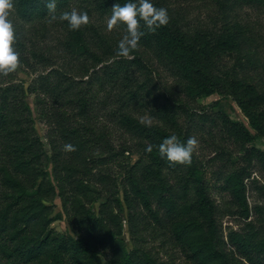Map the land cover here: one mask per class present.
<instances>
[{"label": "trees", "instance_id": "16d2710c", "mask_svg": "<svg viewBox=\"0 0 264 264\" xmlns=\"http://www.w3.org/2000/svg\"><path fill=\"white\" fill-rule=\"evenodd\" d=\"M226 1L264 8V0ZM127 2L56 0V14L79 4L106 15ZM152 3L167 9L169 23L152 33L141 22L145 34L139 46L151 47L166 62L188 96L217 94L235 101L249 125L225 115L221 122L240 143L264 138V93L250 83L221 78V59L236 50L238 39L186 29L168 7ZM10 19L20 54L17 71L31 80H21L17 71L0 75V264H169L141 244L144 231L168 237L192 264H264V220H252L244 171L208 179L194 155L190 166L160 157L157 146L166 137L176 135L181 142L191 137L179 126L180 114H186L181 102L162 105L155 93L148 100L154 122L143 123L135 109L147 98L145 86L134 78L136 60L108 64L104 53L94 51L95 32L85 26L73 31L63 22L64 53L80 65L62 71L50 56L36 52L32 38L37 26L50 23L45 0H14ZM107 88L111 91L97 103ZM104 105L110 112L103 124L98 106ZM39 124L47 135L39 133ZM66 144L76 150L65 151ZM252 157L264 163V153L255 148ZM215 191L232 196L235 208L228 215L245 222L226 237ZM124 209L139 240L132 250L121 238ZM58 221L66 222L63 232L53 228Z\"/></svg>", "mask_w": 264, "mask_h": 264}, {"label": "rangeland", "instance_id": "374dc122", "mask_svg": "<svg viewBox=\"0 0 264 264\" xmlns=\"http://www.w3.org/2000/svg\"><path fill=\"white\" fill-rule=\"evenodd\" d=\"M151 2H158L161 6L168 7L186 29L203 28L219 34H233L238 39L239 45L233 52L223 55L219 65L223 75L221 77L218 74L219 77L229 84L232 79L250 83L256 86L260 93H264V8L241 5L226 0H151ZM73 8L81 12L86 11L89 15L90 22L85 27L91 35L95 32L94 36H97L94 51H100L102 55L104 53L103 59L108 64L122 58L116 55V51L119 41L126 34V26L120 24L112 31H108L107 20L111 17L112 12L101 15L93 7L79 6V4L74 5ZM33 35L32 38L38 48L36 52L42 51L50 56L62 71H71L73 67L76 68L80 65L64 53L63 45L67 32L63 22L54 21L37 26ZM122 59L136 60L139 63L134 67V78L137 84L145 86L144 90H146L147 102L135 109L139 110L136 117L143 123L153 124L154 119L150 111L152 104L148 100L155 96V93L161 99L162 105L181 102L186 114H180L179 126L190 131L191 137H195L199 142L198 149L193 153L198 166L205 171L208 179H212L216 174L244 171L247 175L245 183L249 206L253 212L252 220L256 224H259V220L263 221L264 163L256 157L251 159L250 152L255 148V150L264 153V138L258 137L254 143L242 144L235 135L232 136L229 133L221 122L225 115L234 122L249 125L237 103L230 97H221L217 94L197 99L188 96L180 78L174 76L166 62L161 60L151 47L145 48L140 45L129 58ZM101 66L104 64H100L99 67ZM77 72L73 71L74 76H78ZM16 73L21 80L30 82V76L24 72L17 71ZM108 91L111 89L107 88L102 92L97 103H102V98L108 94ZM216 101H219V106L212 107ZM262 108L264 109V106ZM98 110L99 122L108 123L110 110L108 108L105 110V105L98 106ZM38 131L43 136L47 135L46 129L40 124ZM122 135H117L119 140H122ZM44 143H47L45 139ZM137 158L138 155L134 156L132 162ZM213 195L223 214L221 221L225 237L230 229L241 230L245 222L239 217L233 219L228 215L235 208L232 196L220 191H215ZM57 211L59 213L60 209ZM144 214L146 215V212ZM129 216V211L124 209L121 215L123 228L121 238L129 250H132L131 246L139 243L140 240L145 248L158 254L164 262L192 264L186 252L174 246L168 237L159 238L151 231H144L142 239L138 240L137 233L135 234L134 229L130 227ZM133 224H135L134 221ZM65 227V221L53 224V228L58 232H63Z\"/></svg>", "mask_w": 264, "mask_h": 264}, {"label": "clouds", "instance_id": "9594fccd", "mask_svg": "<svg viewBox=\"0 0 264 264\" xmlns=\"http://www.w3.org/2000/svg\"><path fill=\"white\" fill-rule=\"evenodd\" d=\"M45 7L51 21L59 20L67 22L70 30L77 31L90 22L86 11L81 12L73 8L71 11H63L57 15L56 0H45ZM14 9V0H0V75L9 76L15 73L21 66L20 54L14 47L17 43V35L10 15ZM143 26L152 33L169 23L166 8H157L151 0H135L124 5L119 3L112 7L111 17L107 20V30L112 31L118 25H125L126 34L119 41L116 55L129 58L131 53L139 46L141 37L145 34L141 30ZM199 142L195 137H189L186 142H181L176 135L163 139L157 146L161 158H166L170 164L190 166L193 153L198 149ZM65 151H75L71 144L64 146ZM153 147L146 148L147 153H152Z\"/></svg>", "mask_w": 264, "mask_h": 264}]
</instances>
